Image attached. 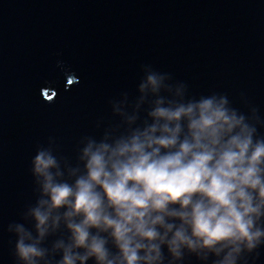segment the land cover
Segmentation results:
<instances>
[{"label":"clouds","instance_id":"9594fccd","mask_svg":"<svg viewBox=\"0 0 264 264\" xmlns=\"http://www.w3.org/2000/svg\"><path fill=\"white\" fill-rule=\"evenodd\" d=\"M74 155L30 160L34 202L7 224L13 264H257L264 249V117L194 96L141 65Z\"/></svg>","mask_w":264,"mask_h":264},{"label":"water","instance_id":"95a60500","mask_svg":"<svg viewBox=\"0 0 264 264\" xmlns=\"http://www.w3.org/2000/svg\"><path fill=\"white\" fill-rule=\"evenodd\" d=\"M141 65L264 117V0H0V264H13L7 224L35 200L37 147L53 137L72 156L99 136Z\"/></svg>","mask_w":264,"mask_h":264}]
</instances>
